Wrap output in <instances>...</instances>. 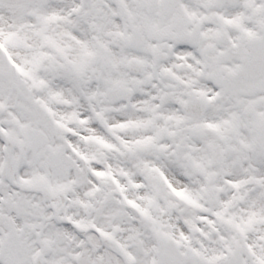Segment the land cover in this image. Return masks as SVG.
I'll return each instance as SVG.
<instances>
[{"label": "snow or ice", "instance_id": "6c2138e0", "mask_svg": "<svg viewBox=\"0 0 264 264\" xmlns=\"http://www.w3.org/2000/svg\"><path fill=\"white\" fill-rule=\"evenodd\" d=\"M0 264H264V0H0Z\"/></svg>", "mask_w": 264, "mask_h": 264}]
</instances>
